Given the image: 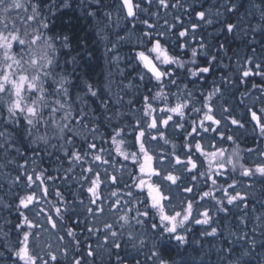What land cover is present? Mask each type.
<instances>
[{"label":"snow or ice","instance_id":"6c2138e0","mask_svg":"<svg viewBox=\"0 0 264 264\" xmlns=\"http://www.w3.org/2000/svg\"><path fill=\"white\" fill-rule=\"evenodd\" d=\"M80 3L116 92L72 0H0V264H264V0Z\"/></svg>","mask_w":264,"mask_h":264},{"label":"trees","instance_id":"16d2710c","mask_svg":"<svg viewBox=\"0 0 264 264\" xmlns=\"http://www.w3.org/2000/svg\"><path fill=\"white\" fill-rule=\"evenodd\" d=\"M80 0H72V7L71 9H67V15L63 17L64 21H67L68 18H71L73 28L70 31V35L72 36L73 40V47L75 48L78 43H83L84 41H87V47L90 50L92 54V60H91V65L88 68V75L85 77V79H88L89 82L93 83L94 86H99L103 88L104 84L107 83V77L109 75V70L111 68V72L113 73L114 76V83L112 85V91L116 92L117 88L115 87V83L119 82V77L115 76L116 69L115 67L110 66L109 62L107 61L106 55H105V41L101 39L97 35V30L96 26L94 23L91 21L90 18H88L86 15H84V10L87 8V4L85 3L84 5H81L79 2ZM203 2V0H201ZM209 3H214L215 0H208ZM106 4H112L113 0H105ZM171 19V17H169ZM233 22L235 21V18H231ZM187 22V18H186ZM195 22V21H193ZM61 23L60 20L57 21V24ZM219 27V25H216L212 28H208L206 31H203V35H205L206 38H209V33L215 34L216 29ZM59 30V27L58 29ZM109 39L115 40V35L113 33L109 34ZM258 43H257V48L259 49L260 47V41L261 37L257 36L256 37ZM135 42V37H133V43ZM130 45L125 44L122 45L119 48V54L122 58L121 61V67L124 68L126 64H128V59L127 57L130 55L129 52ZM230 48L232 50V53L239 52L241 56L245 54V46L243 41L241 40L240 37H237L234 40H231L230 42ZM230 53V54H232ZM88 61L87 58L82 62V65H87ZM115 69V70H114ZM127 71V69H125ZM81 73L84 72V67H81ZM221 73H217V78H219V75ZM131 79V76L128 77ZM258 79V78H257ZM250 87V85L248 86ZM239 91H243V86L239 89ZM127 99V97H125ZM237 99H239V95L237 92ZM254 98H250L248 103L251 104L252 100ZM98 103V102H97ZM257 107H259V104L257 103ZM236 115L238 118L244 119L245 118V113L242 111L240 108L236 109ZM251 129L252 126L251 124H248L246 126V129H240L236 130L233 129V134L238 138V140L241 142V147L243 148L246 144L251 143ZM226 131V129H224ZM226 147L228 145H225ZM257 189H260V185L257 184ZM7 215L6 212H0V217ZM10 219H13L14 222V215L12 217H9ZM223 223H227L228 221H222ZM195 238H199V234L195 233ZM192 247H195L193 245ZM192 247L189 248L188 252L184 255L185 259H189L194 262V264H200L201 259L204 260V264H215L216 262V255L213 252L209 253V255H204V252H208V245H204V251L203 252H195L192 250ZM134 255V253H133ZM177 261L181 259L180 256H175L174 257Z\"/></svg>","mask_w":264,"mask_h":264},{"label":"rangeland","instance_id":"374dc122","mask_svg":"<svg viewBox=\"0 0 264 264\" xmlns=\"http://www.w3.org/2000/svg\"><path fill=\"white\" fill-rule=\"evenodd\" d=\"M80 2V1H79ZM107 61H108V58H107ZM115 70V69H114ZM113 74V73H112Z\"/></svg>","mask_w":264,"mask_h":264}]
</instances>
